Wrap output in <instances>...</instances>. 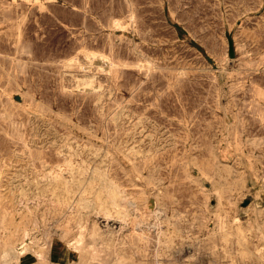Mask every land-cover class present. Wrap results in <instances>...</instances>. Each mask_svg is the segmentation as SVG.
<instances>
[{
    "label": "rangeland",
    "instance_id": "1",
    "mask_svg": "<svg viewBox=\"0 0 264 264\" xmlns=\"http://www.w3.org/2000/svg\"><path fill=\"white\" fill-rule=\"evenodd\" d=\"M58 245L264 264V0H0V264Z\"/></svg>",
    "mask_w": 264,
    "mask_h": 264
},
{
    "label": "bare ground",
    "instance_id": "2",
    "mask_svg": "<svg viewBox=\"0 0 264 264\" xmlns=\"http://www.w3.org/2000/svg\"><path fill=\"white\" fill-rule=\"evenodd\" d=\"M104 57V56H103ZM99 58V57H98ZM92 59V58H91ZM100 60V59H99ZM104 60V59H103ZM108 60V59H107ZM93 62V61H92ZM108 64V63H107ZM151 65V64H150ZM147 66H149V64L147 65ZM151 67V66H150ZM154 68V67H153ZM156 70V69H155ZM83 71V70H82ZM88 71H89V69H88ZM91 71V70H90ZM90 73V72H89ZM110 75V74H109ZM92 86V85H91ZM97 90V89H96ZM102 93V92H101ZM107 93V92H106ZM17 99V98H16ZM114 118V117H113ZM136 127V126H135ZM136 131V130H135ZM85 149V148H84ZM85 152V151H84ZM123 154V153H122ZM46 169V168H45ZM61 170V169H60ZM59 170V171H60ZM55 176V175H54ZM57 176V175H56ZM55 176V177H56ZM47 177V176H46ZM51 180V179H50ZM40 181V180H39ZM44 181V180H43ZM48 181V180H47ZM52 181V180H51ZM65 181V180H64ZM41 182V181H40ZM56 182V181H55ZM60 182V181H59ZM45 183H46V181H45ZM54 184V183H53ZM36 185V184H35ZM38 185V184H37ZM43 185V184H42ZM49 185H51V184H49ZM57 185V184H56ZM111 185V184H110ZM40 186H41V184H40ZM48 186V185H47ZM116 186V185H115ZM37 187V186H36ZM43 187V186H42ZM62 187V186H61ZM70 187V186H69ZM37 188H39V187H37ZM71 188V187H70ZM111 189H112V187H110ZM47 189V188H46ZM51 189V188H50ZM107 189V188H106ZM109 189V188H108ZM42 190V189H41ZM54 190V189H53ZM59 190V189H58ZM67 190V189H66ZM39 191V190H38ZM49 191V190H48ZM65 191V190H64ZM69 191V190H68ZM111 191V190H110ZM117 191V190H116ZM70 192H71V190H70ZM238 192V191H237ZM22 194L23 193H25V192H21ZM35 193V192H34ZM42 193V192H41ZM41 193H40V195H41ZM108 193V192H107ZM111 193H112V191H111ZM121 193V192H120ZM22 194H20L21 195V197H22ZM26 194V193H25ZM49 195H50V192L48 193ZM53 194V193H52ZM55 194V193H54ZM59 195V194H58ZM60 195H61V193H60ZM68 195V194H67ZM115 196H116V193L114 194ZM121 195H122V193H121ZM120 195V196H121ZM29 196V195H28ZM46 196V195H45ZM108 196H111V195H108ZM25 197V196H24ZM41 197H42V195H41ZM49 197V196H48ZM118 197V196H117ZM26 198V197H25ZM24 198V199H25ZM34 198V197H33ZM40 198V197H39ZM57 198V197H56ZM73 198V197H72ZM109 198H112V197H109ZM114 199H115V197H113ZM119 198V197H118ZM31 199V198H30ZM113 199V200H114ZM117 199V198H116ZM51 200V199H50ZM55 200V199H54ZM118 200V199H117ZM81 201V200H80ZM82 202V201H81ZM57 203V202H56ZM72 203V202H71ZM87 203V202H86ZM102 203V202H101ZM68 204V203H67ZM74 204V203H73ZM85 204V203H84ZM100 204V203H99ZM106 204V203H105ZM113 204V203H112ZM52 205V204H51ZM103 205V204H102ZM118 205V204H117ZM37 206H38V204H37ZM42 206V205H41ZM52 206H54V205H52ZM69 206V205H68ZM87 206V205H86ZM120 206V205H119ZM121 206H122V204H121ZM117 207V206H116ZM46 208H47V206H46ZM102 208V207H101ZM57 209V208H56ZM106 209V208H105ZM37 210V209H36ZM100 210V209H99ZM119 210V209H118ZM120 211V210H119ZM125 212H127V211H125ZM28 213V212H27ZM27 213H26V215H27ZM34 213V212H33ZM105 213V212H104ZM109 213V212H108ZM113 213V212H112ZM116 213H117V211H116ZM122 213V212H121ZM36 214H37V212H36ZM106 214V213H105ZM120 214V213H119ZM122 214H120V216H121ZM124 215V214H123ZM125 215H126V213H125ZM42 217V216H41ZM40 217V218H41ZM125 217V216H124ZM39 220V219H38ZM42 220V219H41ZM40 220V221H41ZM35 222H37V221H35ZM126 222V221H125ZM193 222V221H192ZM2 223V222H1ZM31 223V222H30ZM33 236V235H32ZM7 237V236H6ZM6 239V238H5ZM30 240V239H29ZM34 240V239H33ZM173 240V239H172ZM210 241V240H209ZM140 242V241H139ZM23 244V243H22ZM21 244V245H22ZM43 245V244H42ZM50 245V244H49ZM71 245V244H70ZM34 246V245H33ZM30 247V246H29ZM32 247V246H31ZM45 247V246H44ZM71 247V246H70ZM17 248V247H16ZM16 248H12L11 246L10 247H8L6 250H5V255H4V264H9L10 263V261L12 260V258H14L17 262H18V264H25V263H27L26 262V259L23 257V254H24V252L22 253V252H19V248L18 249H16ZM40 249V248H39ZM70 249V248H69ZM75 249V248H74ZM27 250H29V248H26V252H27ZM37 250V249H36ZM43 251V250H42ZM71 252V251H70ZM33 253V252H32ZM27 254V253H26ZM29 254V253H28ZM29 257V256H28ZM69 257H70V254H69ZM30 258V257H29ZM33 259V258H32ZM31 259V260H32ZM37 259V258H36ZM113 259V258H112Z\"/></svg>",
    "mask_w": 264,
    "mask_h": 264
},
{
    "label": "crops",
    "instance_id": "3",
    "mask_svg": "<svg viewBox=\"0 0 264 264\" xmlns=\"http://www.w3.org/2000/svg\"><path fill=\"white\" fill-rule=\"evenodd\" d=\"M63 245H58L55 251L56 254V259L53 258L52 254H49V258L47 259V261H42L39 262V260H35V261H28L25 264H75L76 261H71V262H66L62 259H60V257L63 256V254L66 252L65 249H63Z\"/></svg>",
    "mask_w": 264,
    "mask_h": 264
}]
</instances>
